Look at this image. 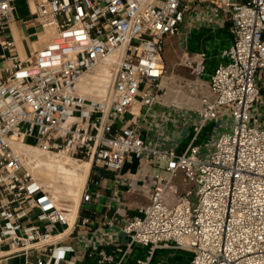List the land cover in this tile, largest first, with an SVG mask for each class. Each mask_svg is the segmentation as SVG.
<instances>
[{"label":"built area","instance_id":"2783aa9c","mask_svg":"<svg viewBox=\"0 0 264 264\" xmlns=\"http://www.w3.org/2000/svg\"><path fill=\"white\" fill-rule=\"evenodd\" d=\"M16 2L0 0V247L47 256L37 264H73L52 231L55 224L68 226L71 210L50 202L28 174L13 149L22 142L115 172L127 158L166 163L168 175L155 176L159 186L150 203L123 228L129 246L148 248L136 264H151L156 251L186 252L187 264H264V126L252 113L260 94L257 75L264 72V0H219L229 11L232 41L209 77L214 98L201 100L192 140L181 153L143 139L126 116L135 117L134 106L149 114L159 104L164 38L178 32L188 0H26L32 20L55 35L25 58L6 38ZM101 65L103 97H83L80 78ZM185 66L204 73L202 61ZM225 110L230 130L201 156L194 140ZM179 172L193 190L168 207L164 192ZM90 200L85 192L79 201ZM32 209L43 227L22 224ZM99 256L100 264L113 261L104 252Z\"/></svg>","mask_w":264,"mask_h":264},{"label":"crops","instance_id":"0c3cea01","mask_svg":"<svg viewBox=\"0 0 264 264\" xmlns=\"http://www.w3.org/2000/svg\"><path fill=\"white\" fill-rule=\"evenodd\" d=\"M31 7L34 9L32 3ZM15 17L7 28L6 38L13 40L21 57L30 56L46 43L41 39L36 22L35 30L28 31L27 23H23L26 19L17 17L16 13ZM231 25L229 11L220 5L219 0H188V10L178 32L164 38L161 56L164 75L156 91L159 104L149 114L134 106L131 112L135 117L132 118L131 114L126 116L143 139L161 149L172 148L177 153L189 145L193 125L197 121L195 112L201 106V100L214 98L209 77L215 67L225 61L221 54L231 44ZM186 61H202L204 73L196 75L185 66ZM257 82L260 94L252 113L257 117V124L264 126V72L258 73ZM230 127L226 110L218 119L209 120L194 140V144L200 147L201 156L206 155L216 138ZM165 165V162L147 165L143 160L127 158L118 172L91 165L84 180L83 172L82 193L88 192L91 200L86 203L77 201L70 207L69 215L74 218L72 223L69 222L68 226L55 224L52 229L54 237H61L56 247L65 250V261L100 264L99 252L113 258L111 263L102 264H136V260L147 258L148 248L136 244L129 246L123 228L130 218L150 203L153 189L159 186L155 176L163 178L168 175ZM192 190L193 186L179 172L164 192L165 205L173 207L179 195ZM190 198L193 199V195ZM49 200L52 202L50 197ZM38 214V210H30L21 219L22 224L43 227L44 223L36 219ZM2 224L0 219V227ZM165 253L156 251L151 264H176L183 261L184 254H188L175 251L166 256ZM188 259L189 256L186 264ZM40 260L45 262L47 256L38 251L10 254L7 243L0 247V264H37Z\"/></svg>","mask_w":264,"mask_h":264},{"label":"bare ground","instance_id":"6f19581e","mask_svg":"<svg viewBox=\"0 0 264 264\" xmlns=\"http://www.w3.org/2000/svg\"><path fill=\"white\" fill-rule=\"evenodd\" d=\"M39 31L46 34V44L55 35L53 29H39ZM105 72V68L101 65L92 72L84 74L78 82L80 94L88 99L101 100L106 90ZM13 149L25 159L28 174L43 189V192L48 193L51 189L53 195L50 198L53 203L59 198H72L81 184L84 165L87 170L90 169L89 161L76 160L64 154L52 155L31 144L16 142L13 144ZM31 163L33 165H30ZM73 219L70 217V223Z\"/></svg>","mask_w":264,"mask_h":264},{"label":"rangeland","instance_id":"374dc122","mask_svg":"<svg viewBox=\"0 0 264 264\" xmlns=\"http://www.w3.org/2000/svg\"><path fill=\"white\" fill-rule=\"evenodd\" d=\"M16 16L17 17H21L23 19H26L28 22L26 24V28L28 31H32V30H35L34 29V21L32 20L30 14H29V9H28V6H27V2L26 0H19L17 3H16ZM41 30H44L42 28H39ZM40 33V32H39ZM40 36H41V39L42 41H45L46 40V34H42L40 33ZM138 108V107H137ZM25 159H24V164H25ZM28 162V160H27ZM30 165H33L32 163ZM86 166L84 165V177H83V180L85 178V175H86ZM21 174V172L19 173ZM82 184H83V181L82 183L79 185V188H78V191L76 190L74 196L70 199H63V198H59L55 201V203L53 204H58V205H63L65 208H68L70 209V207H73L76 202H77V199L78 201L80 200V197H81V194H82V191H83V188L82 187ZM43 190V189H42ZM81 190V191H80ZM43 192V191H42ZM51 189L48 190V193H45V194H48L49 197H51L53 195V193L51 192ZM44 193V192H43ZM188 254H184L183 257H182V262L179 260V262H177L176 264H186L185 261L186 259L188 258ZM190 257V256H189ZM174 262H176V260H174ZM175 264V263H174Z\"/></svg>","mask_w":264,"mask_h":264}]
</instances>
